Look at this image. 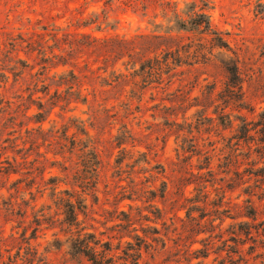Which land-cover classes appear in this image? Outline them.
<instances>
[{"label":"rangeland","instance_id":"374dc122","mask_svg":"<svg viewBox=\"0 0 264 264\" xmlns=\"http://www.w3.org/2000/svg\"><path fill=\"white\" fill-rule=\"evenodd\" d=\"M205 1L0 0V264H91L66 242L57 202L67 197L62 189L81 192L73 178L83 167L80 140L102 160L96 190L83 194L88 209L80 219L112 239L115 252L134 242V226L143 235L142 225H157L165 245L143 246L139 264H264V0H208L206 7L241 57L240 102L226 83L231 51L191 59L163 82L144 85L130 75L131 65L124 64L130 58L118 48L100 55L82 44L145 34L132 58L139 68L144 57L194 40L180 37L188 33L169 21L173 12L164 17L161 4L183 12ZM167 26L174 38L152 37ZM19 35L37 39L50 56L47 44H56L54 52L71 61L56 70L74 68L88 102L70 99L66 86L56 97V70L43 73L38 50L13 49L9 42ZM74 40L70 56L67 42ZM40 99L43 123L34 117ZM71 139L77 141L73 153ZM151 190L159 219L150 212ZM122 211L131 212L132 227L121 225ZM144 214L152 221L141 219Z\"/></svg>","mask_w":264,"mask_h":264},{"label":"trees","instance_id":"16d2710c","mask_svg":"<svg viewBox=\"0 0 264 264\" xmlns=\"http://www.w3.org/2000/svg\"><path fill=\"white\" fill-rule=\"evenodd\" d=\"M205 2L206 3H204V6L199 9L197 8V5L195 3H191L190 5H188L186 11L183 12H180L177 6L175 8H172L169 2L162 3L161 8L164 17H167L169 12H173L174 19H170L169 21H175L178 32L185 31L188 33V35H182L180 37H185L187 40L194 38V40L188 43H183L181 47H178L177 49H173L172 46H168L166 49H163L159 53L155 52L153 55L144 57L145 59H141L142 61H140L139 63V68L136 67L138 61L132 60V58L138 48V37L147 36L145 34L138 35V37H135L134 39H128L125 37H93V39L88 44H82L84 46H87V48L92 49L91 52L96 51L99 52L100 55H102V53H105L107 55L109 52H113V50L115 51V48H118L119 51L123 53L121 57L127 55L130 58L127 62H124L126 66L131 65V68L133 69L130 75H133L134 79L140 77L144 85H148L153 82H163L164 74H169L178 66H182L184 64H192L191 59L197 57L199 58L200 56L206 58L208 55H216L219 53L226 54V52L231 51L235 54V57L227 55L229 59L228 61L224 62V69L227 74L226 83L227 88L233 92L232 94H234L236 102L237 100L238 102H240L245 93L243 91L244 78L240 64L241 57L238 52L233 49L231 41L228 37L229 33H224L223 31H220L216 26H214L210 14L206 11V7L208 6L209 1L206 0ZM156 26L161 27L163 25L157 24ZM162 31L163 33H161ZM162 31L159 34H153L152 37L156 39H170L175 37V35L173 34V26H167L166 29ZM81 34L83 36L87 35V33ZM53 39L56 40L55 35L53 36ZM65 40H67V38ZM75 41L76 40L67 42L70 47L68 53L70 56L76 48L74 47ZM38 42L39 41L37 39L25 38L24 35H19L18 38H12L9 44L13 47V49H16L18 45L25 44L24 47L27 48L28 53H33L35 50H38L39 54H42L40 63L42 64V68L44 69L43 73L47 71L46 73L48 74L51 70H56L57 68H59V66L65 67L66 65L70 64L71 61L66 59L64 55L54 52L53 48L55 46L57 47L56 44L54 46H50L47 44V47L51 48L50 54L52 55L50 56L48 55L46 50L43 49L40 44H38ZM120 45H122L123 47ZM84 46H78L79 48H81L80 52L85 49ZM157 49H159V47ZM121 57H117V59ZM55 59H57V61ZM19 61L24 66H30L28 62L26 63V61L24 62L22 59H20ZM74 65L76 66L77 64ZM86 67H88V63H86ZM33 68L34 66L32 67V69ZM53 75L59 76V80L56 83L58 87L55 90L56 97H61L60 95L62 92L60 91V88L66 86L65 93L66 95H70V99L74 98L76 100H81L84 103L88 102V96L82 93L81 76L75 72L74 68L65 69L61 72L59 70H56ZM125 75L126 74L121 73L117 75V77L120 78L121 76ZM49 87L50 85L45 86L46 89H49ZM234 97H231L230 100H232ZM2 102L3 101L0 99V104ZM38 106L40 111L34 114V117L36 118V122L43 123L46 117H44V113L43 111H41V109L44 107V102L41 99L38 102ZM239 106H241L240 103ZM1 109L2 108H0V111ZM39 126V128H42L43 125L41 124ZM32 129L33 128L28 127L27 132H30ZM81 132L88 135V131H86V129L81 128ZM61 135L63 136V138L67 139L66 129L62 131ZM76 143V139H71V147L69 148V151L71 153H73V151L75 150ZM78 143L81 145L79 150L82 151L80 158L81 165L83 167L76 170L73 178L74 184L81 188V192L78 190L62 189L59 191V193H64L67 197L59 196L57 201L64 215V219L62 221L64 226L62 228V231L65 235L68 236L66 242L68 243V245H71V248L73 249L75 254L82 255L83 257L87 258V260L91 264H139L143 246L151 247L152 245H155V243L159 242H162V244L165 245V240L161 235V230L157 225H149L147 227H144V225H142L141 228L143 231V235H141L138 232L139 229L134 226L131 230V232H135L131 234L134 242L126 241L125 243L127 247L123 248L121 253H117L114 251V244L112 239H104L98 236L95 230L89 228L84 224V221L80 219V215H87L88 203L83 194L89 190H96L102 160L96 148L90 146L89 141L80 140ZM205 160L208 161L209 168L211 164V157L206 156ZM11 172H17V170L7 169L5 171V173L8 175H10ZM50 180L52 182L56 181L55 177H51ZM19 183L20 180H16L13 185H17ZM57 189L58 186H55L54 190L56 191ZM150 192L151 197H149L148 201L150 202L149 206L153 208L150 212L153 213L155 218L159 219L161 211L157 206H155L154 203L151 202V200L157 197V194L153 190H151ZM164 195L165 191L160 196L164 197ZM122 213L125 215V218L123 219L125 223H121V225L124 228L132 227L135 222L133 221L131 212L122 211ZM141 219L152 221L151 216L148 214L142 215ZM34 231L35 233L33 236L35 237L37 229H34ZM60 245L63 244L61 243ZM118 245L119 247L116 248L119 250L122 242L120 241Z\"/></svg>","mask_w":264,"mask_h":264}]
</instances>
